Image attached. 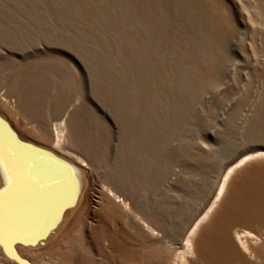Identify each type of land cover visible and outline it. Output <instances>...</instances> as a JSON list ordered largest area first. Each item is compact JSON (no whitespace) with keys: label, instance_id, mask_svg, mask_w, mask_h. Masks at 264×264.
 Masks as SVG:
<instances>
[{"label":"rangeland","instance_id":"374dc122","mask_svg":"<svg viewBox=\"0 0 264 264\" xmlns=\"http://www.w3.org/2000/svg\"><path fill=\"white\" fill-rule=\"evenodd\" d=\"M0 122L84 182L26 264H183L264 155V0H0Z\"/></svg>","mask_w":264,"mask_h":264},{"label":"bare ground","instance_id":"6f19581e","mask_svg":"<svg viewBox=\"0 0 264 264\" xmlns=\"http://www.w3.org/2000/svg\"><path fill=\"white\" fill-rule=\"evenodd\" d=\"M10 136L0 122V248L3 256L26 264L15 246L34 249L53 239L74 211L84 182L66 165L31 155ZM253 159L264 155L243 158L228 171L217 201L191 233V256L183 264H264V179L232 188L236 171ZM220 205V221L208 222ZM76 262L70 257L67 264Z\"/></svg>","mask_w":264,"mask_h":264},{"label":"water","instance_id":"95a60500","mask_svg":"<svg viewBox=\"0 0 264 264\" xmlns=\"http://www.w3.org/2000/svg\"><path fill=\"white\" fill-rule=\"evenodd\" d=\"M8 133L10 134L9 131H8ZM10 137L14 140L15 143H17V141H15V138L12 136V134H11ZM21 147H23V146H21ZM31 155H33V154H31ZM33 156H35V155H33ZM256 178L257 179H260V178L264 179V159H253V160L243 164L236 171V173H235V175L233 177L235 182L233 183V187L232 188L236 189L240 185L239 183L241 181H243L244 183L249 185L248 184L249 181H251L253 179H256ZM234 193H236V192L233 191V196H234ZM219 207L220 208L217 210V214L214 216L215 217L214 220L212 221V219H211L208 222H219L220 221L219 215H220L221 211L225 208V206L220 205Z\"/></svg>","mask_w":264,"mask_h":264}]
</instances>
